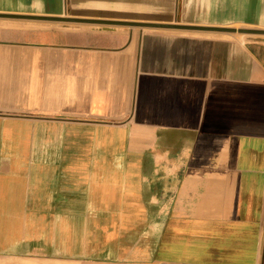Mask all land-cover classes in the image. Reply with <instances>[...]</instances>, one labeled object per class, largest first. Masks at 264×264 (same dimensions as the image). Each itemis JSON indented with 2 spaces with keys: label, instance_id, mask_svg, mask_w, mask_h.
<instances>
[{
  "label": "crops",
  "instance_id": "obj_1",
  "mask_svg": "<svg viewBox=\"0 0 264 264\" xmlns=\"http://www.w3.org/2000/svg\"><path fill=\"white\" fill-rule=\"evenodd\" d=\"M152 24L264 30V0H0V248L261 264L264 39Z\"/></svg>",
  "mask_w": 264,
  "mask_h": 264
},
{
  "label": "rangeland",
  "instance_id": "obj_2",
  "mask_svg": "<svg viewBox=\"0 0 264 264\" xmlns=\"http://www.w3.org/2000/svg\"><path fill=\"white\" fill-rule=\"evenodd\" d=\"M251 38H263L252 36ZM60 216V210H31V216L34 217L36 223L39 224L38 217H42L47 222H53L54 216ZM30 216V217H31ZM16 228L20 229L18 237L21 238V230L22 227L19 224L23 222L24 210H16ZM19 217V218H18ZM36 218V219H35ZM43 227H55L54 224L44 225ZM33 235V233H30ZM10 247L8 248H0V252H3L5 255L0 256V264H87L85 263V258L80 259H71L68 256H58L56 253L57 249L64 248L67 246L69 248V244L62 241L54 242L52 240L43 239V240H20L16 239L15 241L9 242ZM7 252H10L11 255H6ZM261 264H264V242H263V252L261 257Z\"/></svg>",
  "mask_w": 264,
  "mask_h": 264
},
{
  "label": "water",
  "instance_id": "obj_3",
  "mask_svg": "<svg viewBox=\"0 0 264 264\" xmlns=\"http://www.w3.org/2000/svg\"><path fill=\"white\" fill-rule=\"evenodd\" d=\"M14 19H28V20H39V21H53V22H83L81 20H71L69 18H20L12 17ZM148 27L161 28V29H178L186 31H196V32H216L225 34H241V35H251V36H264V30L252 29V28H216V27H204V26H183V25H150Z\"/></svg>",
  "mask_w": 264,
  "mask_h": 264
}]
</instances>
